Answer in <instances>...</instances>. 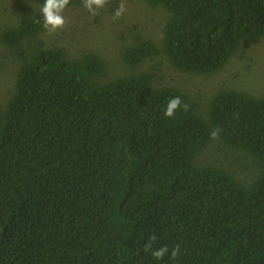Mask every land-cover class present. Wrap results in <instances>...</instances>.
Masks as SVG:
<instances>
[{
    "label": "trees",
    "instance_id": "16d2710c",
    "mask_svg": "<svg viewBox=\"0 0 264 264\" xmlns=\"http://www.w3.org/2000/svg\"><path fill=\"white\" fill-rule=\"evenodd\" d=\"M148 4L169 14L161 51L139 41L123 53L130 66L163 52L181 72L212 75L242 41L264 38V0ZM43 30L30 15L2 41ZM104 73L97 56L72 62L41 45L21 67L0 108V264H264V178L245 187L192 161L220 129L264 165V97L217 93L203 118L179 90L152 88L150 73L92 82ZM176 96L188 108L166 119ZM151 236L152 250L169 249L161 260L144 251Z\"/></svg>",
    "mask_w": 264,
    "mask_h": 264
},
{
    "label": "rangeland",
    "instance_id": "374dc122",
    "mask_svg": "<svg viewBox=\"0 0 264 264\" xmlns=\"http://www.w3.org/2000/svg\"><path fill=\"white\" fill-rule=\"evenodd\" d=\"M124 2L127 10L119 20L113 19V13L121 0H108L94 16L83 6L67 7L63 29L52 35L43 30L10 48L2 41L3 33L18 29L25 17L40 14L41 5L33 0H0V108L5 110L15 93L21 67L34 57L39 45L62 48L72 62L85 55L100 58L105 73L92 77L98 86L150 73L152 88L179 90L203 118H207L209 102L217 93L234 90L254 98L264 97V38L242 41L230 61L212 75L181 72L171 66L163 52L135 66L127 65L123 53L139 41H151L161 51L169 14L161 7L149 6L148 0ZM192 161L198 167L223 170L245 187L264 178L263 164L245 151L228 147L219 137H211Z\"/></svg>",
    "mask_w": 264,
    "mask_h": 264
},
{
    "label": "clouds",
    "instance_id": "9594fccd",
    "mask_svg": "<svg viewBox=\"0 0 264 264\" xmlns=\"http://www.w3.org/2000/svg\"><path fill=\"white\" fill-rule=\"evenodd\" d=\"M108 0H81L82 6L87 10L90 15H96L99 9H102ZM70 0H44L42 6L39 9L42 17V27L49 34L52 35L58 30L63 29L66 26V19L63 15L65 9L69 6ZM126 4L124 0L117 6L113 13V19L119 20L126 12ZM39 22V21H37ZM187 110L188 105L183 104L179 96L169 98L165 110L164 117L166 119L172 118L178 109ZM220 129H214L211 133V137L216 139L219 137ZM156 239L155 236L149 237L148 242L144 244V251L150 252V255L156 259L161 260L166 254L169 253L167 246L160 247L152 250L151 242ZM180 253L179 245H176L171 250V258H175Z\"/></svg>",
    "mask_w": 264,
    "mask_h": 264
}]
</instances>
